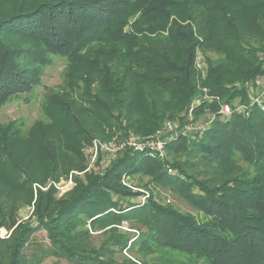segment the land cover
<instances>
[{
    "label": "trees",
    "instance_id": "trees-1",
    "mask_svg": "<svg viewBox=\"0 0 264 264\" xmlns=\"http://www.w3.org/2000/svg\"><path fill=\"white\" fill-rule=\"evenodd\" d=\"M57 58L45 118L0 125V264H264V98L251 105L246 88L264 76V0H0V109L35 96ZM202 89L193 118L215 119L200 139L167 142L162 161L125 150L88 166L85 145L182 123ZM222 105L247 110L222 120ZM71 171L83 175L59 197L32 189ZM123 177L190 211L141 204Z\"/></svg>",
    "mask_w": 264,
    "mask_h": 264
},
{
    "label": "rangeland",
    "instance_id": "rangeland-1",
    "mask_svg": "<svg viewBox=\"0 0 264 264\" xmlns=\"http://www.w3.org/2000/svg\"><path fill=\"white\" fill-rule=\"evenodd\" d=\"M198 54L202 57V62L199 66V69H196L197 72L200 73L201 70H203L205 67L207 68V64H204V59L207 57V55L209 57H211V54L209 52L204 53L203 51H199ZM214 57V56H213ZM65 62L61 59H54V63L52 66L48 67L47 70H45V75L42 78L41 84L43 85V87H39V89L36 92L35 96L32 97H27L26 95H21L18 96L16 98H14L12 101H10L9 104L3 106L0 109V125L2 124H8L11 122H14V125H16L21 132H25L26 130L29 129L34 123L40 121L41 119L45 118L44 115V96L45 94H47V90L52 89V90H57L59 89L61 82H62V78H63V74L65 71ZM201 77V76H200ZM202 78V77H201ZM205 79V78H204ZM254 84H248L247 85V91L250 93L251 96L255 97L256 95L259 94L261 86H264V76L260 77L257 80H254ZM205 101H209L206 98H201L200 97V92L195 95V97H193L191 99V101L189 102V104L186 106L183 114H182V119H184L187 116V111L188 108L190 106V104H194L197 107L201 106ZM237 103V102H236ZM207 111H204L203 113H201L199 116H196L195 118H193V123H191L193 126H199L201 123L208 121V117L209 116H213V112H210L208 109H206ZM181 119V120H182ZM222 120H226L225 118H221ZM177 122L179 120H176ZM89 122H90V126L93 128H96L98 130V133H104L103 130H101L100 128H98L95 125H92L93 120L91 118H89ZM124 138V137H123ZM116 139H119V136L117 135L116 137H114L113 139H111L110 141H114ZM122 139V138H120ZM90 148H91V143L85 145V147L82 150L84 159L87 161L88 166H90V168L94 167V163L90 164L91 162V153H90ZM114 157L108 158L106 159V161L104 163L108 164L110 162H112ZM102 162V163H103ZM103 165V164H102ZM68 179L72 178V183L71 185H69L68 187H65V179H60L57 182H54L52 180H49L47 182V184L45 185H39V184H33L32 189L34 191H36L35 189H38L37 186L41 187V188H45L47 189L48 187H53L55 190H57V195L58 197L71 191V188L75 185L74 183V177H82L83 174L78 173L76 171H71L68 174ZM127 183L129 181L130 185L132 187L137 188L138 190H145L147 189L149 194L152 196H156L158 199L160 198V201L162 203H167L173 206H177L178 208H180V210L182 211H187L189 212L190 209H188L187 206H185L181 201H178L175 197L171 196L169 193L161 190V189H153L152 187H141L139 185V181L137 178H126ZM54 183V185H52ZM128 183V184H129ZM44 189V190H45ZM139 194V192H137ZM137 199V198H136ZM139 201V198L137 199ZM169 201V202H168ZM32 209L31 208H24L23 210H21L20 212V217L21 218H28V215L31 213ZM122 231L124 232H129L130 230L128 229L129 227L126 225V223H122L121 226L119 227ZM3 231V229H2ZM133 231V230H132ZM135 232V231H134ZM131 233V232H129ZM4 238H8V237H4ZM37 241L39 242H46V238H45V234L43 232H39L37 233ZM172 258L174 260H176V257L173 255ZM44 264H50L49 261L44 262Z\"/></svg>",
    "mask_w": 264,
    "mask_h": 264
},
{
    "label": "built area",
    "instance_id": "built-area-1",
    "mask_svg": "<svg viewBox=\"0 0 264 264\" xmlns=\"http://www.w3.org/2000/svg\"><path fill=\"white\" fill-rule=\"evenodd\" d=\"M202 57L196 53L195 57V68L199 69V66L202 65ZM205 64V63H204ZM200 71V76L202 78L205 77L206 74V68ZM202 92L204 93V98L206 97L205 93L206 90L202 89ZM249 98L251 99V105L255 104L260 106L263 98H264V86H261L260 92L255 97L251 96L249 93ZM196 106L194 104H190L187 116L184 118L182 123L179 122H165L163 126L153 135L150 137H143L140 138L135 135H130L127 139H123L120 141L114 140L110 142H103L101 140L94 139L91 142V162L90 164L95 163L98 156H105L108 158L114 157V155L118 154L119 152L125 151V150H131L133 152L146 154L148 157L156 159V160H164L165 156V145L167 142L173 141L179 137L185 138V139H192L197 140L202 137V135L209 129L210 124L214 121L215 116H209L208 121H205L201 123L199 126H193L191 123H193V113L192 110ZM245 109L247 110L246 106H236L235 109H233L236 112H244ZM233 110L231 107L227 105L220 106V109L218 111V114L224 118H228L231 116ZM91 165H89L90 167ZM72 183V178H69L65 182V187H68ZM121 184L125 186L128 189H131L133 192H139V201L141 204H145V201L149 198V192L147 190H138L135 187H132L127 183V180L125 177L122 178ZM54 185V183L52 184ZM55 186V185H54ZM56 187V186H55ZM38 189L44 190L45 188H41L37 186ZM59 188V187H56ZM169 202V201H168ZM9 235H6V232L2 229H0V237H8Z\"/></svg>",
    "mask_w": 264,
    "mask_h": 264
}]
</instances>
